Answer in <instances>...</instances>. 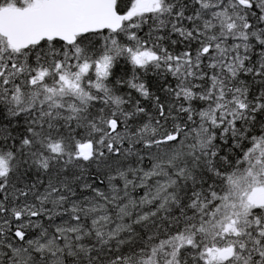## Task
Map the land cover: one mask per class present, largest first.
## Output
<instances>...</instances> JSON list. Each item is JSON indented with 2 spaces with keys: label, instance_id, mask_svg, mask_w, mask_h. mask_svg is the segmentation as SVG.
Here are the masks:
<instances>
[{
  "label": "snow or ice",
  "instance_id": "6c2138e0",
  "mask_svg": "<svg viewBox=\"0 0 264 264\" xmlns=\"http://www.w3.org/2000/svg\"><path fill=\"white\" fill-rule=\"evenodd\" d=\"M0 264H264V0H0Z\"/></svg>",
  "mask_w": 264,
  "mask_h": 264
}]
</instances>
